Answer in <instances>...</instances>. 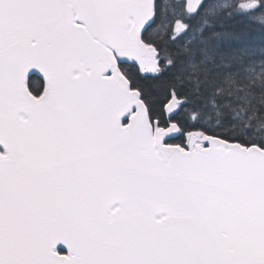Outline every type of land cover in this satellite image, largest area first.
<instances>
[{"label": "snow or ice", "instance_id": "snow-or-ice-1", "mask_svg": "<svg viewBox=\"0 0 264 264\" xmlns=\"http://www.w3.org/2000/svg\"><path fill=\"white\" fill-rule=\"evenodd\" d=\"M0 264H264V0H0Z\"/></svg>", "mask_w": 264, "mask_h": 264}]
</instances>
